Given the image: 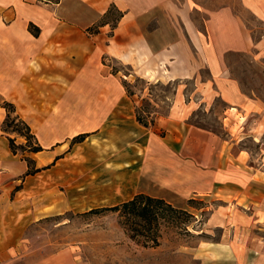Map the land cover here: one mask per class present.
Masks as SVG:
<instances>
[{"label": "crops", "instance_id": "crops-1", "mask_svg": "<svg viewBox=\"0 0 264 264\" xmlns=\"http://www.w3.org/2000/svg\"><path fill=\"white\" fill-rule=\"evenodd\" d=\"M238 3L264 23V0ZM110 5L120 16L112 25L99 24ZM263 47L264 34L253 41L239 13L225 6L207 11L190 0H0V264H79L70 247L34 253L24 244L30 224L64 208L57 184L70 156L90 161L100 153L130 192L126 200L136 192L186 199L207 190L209 156L194 153L207 150L209 136L186 120L192 105L183 89H174L166 115L149 128L136 120L133 101L103 60L145 79H190L196 93L224 102L222 125L235 126V114L261 106L240 92L224 56ZM5 102L29 127L39 151L11 152L7 137L17 144L24 139L2 130ZM77 134L82 140L70 143ZM25 156L38 169L32 174ZM199 249V264H245L227 243L204 241Z\"/></svg>", "mask_w": 264, "mask_h": 264}, {"label": "rangeland", "instance_id": "rangeland-1", "mask_svg": "<svg viewBox=\"0 0 264 264\" xmlns=\"http://www.w3.org/2000/svg\"><path fill=\"white\" fill-rule=\"evenodd\" d=\"M190 1L194 8L201 6L207 11L230 7L245 21L253 41L264 34V23L246 12L238 0ZM224 61L240 92L261 106L260 111L243 117L235 114V126L227 121L222 125L224 102L212 94L196 93L190 79H145L127 66L102 61L147 127L166 115L172 92L180 87L192 105L186 120L209 136L207 150L203 146L194 153L209 156L207 190L186 199L162 198L182 213L160 221L157 245L143 246L130 239L113 212L82 214L91 208L115 205L130 194L121 188L119 176L111 172L114 167H105L101 154L96 153L90 161L78 155L63 161L65 174L57 187L59 196L64 195V208L26 228V249L50 253L70 247L79 264H199L196 255L203 251H195V247L200 242H222L233 249L236 261L264 264V47L229 52ZM201 73L205 75L204 70ZM72 131L66 128V134ZM157 133L163 134L162 130ZM31 141L37 145L35 138ZM217 167L224 171L217 173Z\"/></svg>", "mask_w": 264, "mask_h": 264}, {"label": "trees", "instance_id": "trees-1", "mask_svg": "<svg viewBox=\"0 0 264 264\" xmlns=\"http://www.w3.org/2000/svg\"><path fill=\"white\" fill-rule=\"evenodd\" d=\"M43 2L55 3L58 0H38ZM114 12V17L109 15ZM120 12L112 5L107 9L106 13L98 22L99 24L110 22L111 25L118 19ZM98 24L87 28L88 33H94ZM6 110V116L2 122V130L4 132H13L24 139L23 143L17 144L14 139L7 137L8 146L11 152H36L40 147L33 144L31 139L34 136L30 133L29 127L15 115H11L13 107L9 103H3ZM135 117L138 122L146 125L145 122L135 112ZM84 134H77L70 139V143L82 140ZM27 164L26 173L32 174L38 169L33 167V162L27 156L24 157ZM113 212L118 218V222L128 237L132 240L140 242L144 245H157L158 227L161 220L173 218L176 213H182V210L177 209L167 203L160 197L150 196L141 192L135 193L131 198L121 201L115 205L91 208L82 214H99L102 212Z\"/></svg>", "mask_w": 264, "mask_h": 264}]
</instances>
